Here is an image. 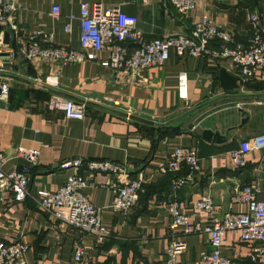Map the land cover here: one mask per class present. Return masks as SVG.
<instances>
[{"label":"crops","instance_id":"0c3cea01","mask_svg":"<svg viewBox=\"0 0 264 264\" xmlns=\"http://www.w3.org/2000/svg\"><path fill=\"white\" fill-rule=\"evenodd\" d=\"M195 8L187 16L179 14L169 0H15V30H8L4 40L14 51L24 46L25 38L35 32L51 34L57 46L80 49V23L69 22L78 16L82 3H100L103 9L119 7L136 20V28L145 40L171 34H185L203 17L233 34L236 40L248 36L253 26L249 16L264 12V0H194ZM53 6L60 15H51ZM71 24L70 33L65 26ZM87 59L78 64L57 66L37 59L27 61L18 55L12 62L0 58V68L7 71L3 82L8 93L0 99V151L4 153L5 172L19 171L28 165L19 149L37 152L31 165L29 191H55L64 184L70 171L60 170V163L110 161L127 163L132 168L154 174L140 192L137 208L122 215L114 211L112 194L103 184L106 177H93L86 191L96 207L103 208L102 224L111 236L96 242L89 234L62 225L43 213L32 200L15 202L11 192L0 194V244L22 240L28 246L26 264H73L75 249H84L81 264H164L168 247V196L170 177L155 173L158 166L183 147L194 150L201 169L193 182L178 193L181 212L195 221L219 218L225 210L245 213L247 206L231 203L238 189L252 185L259 190L257 199L264 203V149L247 156V166L237 170L230 152L243 140L264 134V69L237 90L214 89L219 71L235 74L230 60L211 63L205 59L179 58L173 52L159 68L146 71L148 84L133 85L127 79L115 82L105 52L90 49ZM187 76V98L179 97L178 78ZM109 96L121 101L131 111L129 118L98 104ZM83 101L87 105L82 120L67 119L63 111L50 109V100ZM205 130L219 134L218 140L203 138ZM184 169L182 170V175ZM209 194L215 210L205 214L195 209V202ZM187 251L180 264H200V256L209 250L208 235L182 237ZM257 246L240 240L237 232L227 233L222 255L231 264L253 263Z\"/></svg>","mask_w":264,"mask_h":264},{"label":"built area","instance_id":"2783aa9c","mask_svg":"<svg viewBox=\"0 0 264 264\" xmlns=\"http://www.w3.org/2000/svg\"><path fill=\"white\" fill-rule=\"evenodd\" d=\"M170 4L182 16H187L195 8L194 0H169ZM243 0H235L241 2ZM18 8L15 0H0V58L8 56L10 62L18 55L27 61L42 59L57 66L78 64L85 61L90 49L107 53L108 66L115 82L119 78L127 79L133 85L148 84L146 71L159 68L173 52L179 58L205 59L211 63L230 60L234 75L243 84L249 82L259 69H264V12H254L249 16L253 26L251 33L242 40H236L233 34L215 25L210 18L203 17L190 32L171 34L152 40H145L136 28V20L123 14L119 7L103 9L100 3L89 5L82 3L78 16L69 15V22L78 20L80 23V49L57 46L53 36L44 32H35L25 38L24 46L14 51L4 40L6 31L15 30L13 19ZM51 15H60V8L53 6ZM71 24L65 26L70 33ZM231 73V72H230ZM7 71L0 68V99L5 96L10 84L3 82ZM233 74V73H232ZM179 97L187 98V76L178 78ZM130 116L131 111L125 109L121 101L109 96L97 102ZM50 109L63 111L67 119L82 120L86 116L87 105L83 101L65 100L54 97L49 103ZM255 149H264V134L252 140H243L237 149L230 152V158L237 170L247 166V156ZM17 156L24 157L28 165L19 171L5 172L6 158L0 151V194L9 191L15 202L29 199L35 202L45 214L53 217L62 225L69 226L91 235L96 242L107 240L112 231L102 224L103 208L91 203L86 191L93 183V177H106L103 184L112 194L114 211L127 215L139 205L140 192L144 184L150 182L154 174L148 175L144 169L132 168L127 163L110 161H83L75 159L60 163V170L70 171L63 185L57 190L29 191L32 175L31 165L37 157L36 151L26 153L19 149ZM184 174L182 175V170ZM200 159L197 153L188 148H177L155 170L160 176L171 175V194L168 196V247L164 264H180L181 256L187 251V243L182 237L191 235H208L209 250L200 256V264H231L222 255V242L229 232H237L240 240L257 246L251 256L253 263L264 259V203L257 199L259 190L248 185L238 189L231 197L232 204L245 205V213H233L225 210L219 218L207 221H195L191 215L181 212L178 193L193 182L194 176L200 171ZM213 198L202 195L195 202V209L205 214L214 213ZM28 246L22 240L10 244H0V264H26L25 254ZM84 249L77 246L73 264H81Z\"/></svg>","mask_w":264,"mask_h":264},{"label":"water","instance_id":"95a60500","mask_svg":"<svg viewBox=\"0 0 264 264\" xmlns=\"http://www.w3.org/2000/svg\"><path fill=\"white\" fill-rule=\"evenodd\" d=\"M0 84H1V79H0ZM242 85H243V82L238 76L226 71L224 68H221L219 71L218 80L214 84V89H216V87L219 86L224 92H231L233 90H237ZM0 93H1V89H0ZM128 117L131 119H135L141 122L148 123L134 116H128ZM203 138L207 140L214 139V140L219 141V134L213 133L212 131H209V130H205L203 132Z\"/></svg>","mask_w":264,"mask_h":264},{"label":"trees","instance_id":"16d2710c","mask_svg":"<svg viewBox=\"0 0 264 264\" xmlns=\"http://www.w3.org/2000/svg\"><path fill=\"white\" fill-rule=\"evenodd\" d=\"M170 177V180L172 179V176L171 175H168Z\"/></svg>","mask_w":264,"mask_h":264}]
</instances>
